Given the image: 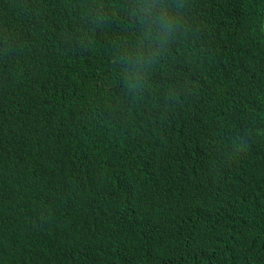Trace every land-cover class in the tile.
Returning a JSON list of instances; mask_svg holds the SVG:
<instances>
[{"label": "trees", "instance_id": "16d2710c", "mask_svg": "<svg viewBox=\"0 0 264 264\" xmlns=\"http://www.w3.org/2000/svg\"><path fill=\"white\" fill-rule=\"evenodd\" d=\"M264 0H0V264H264Z\"/></svg>", "mask_w": 264, "mask_h": 264}, {"label": "water", "instance_id": "95a60500", "mask_svg": "<svg viewBox=\"0 0 264 264\" xmlns=\"http://www.w3.org/2000/svg\"><path fill=\"white\" fill-rule=\"evenodd\" d=\"M262 27H263V31H264V16H263V19H262Z\"/></svg>", "mask_w": 264, "mask_h": 264}]
</instances>
